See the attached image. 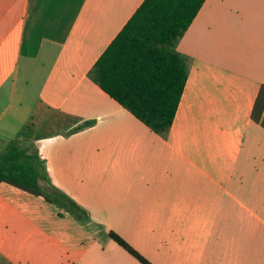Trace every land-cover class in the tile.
Instances as JSON below:
<instances>
[{"label": "crops", "instance_id": "crops-1", "mask_svg": "<svg viewBox=\"0 0 264 264\" xmlns=\"http://www.w3.org/2000/svg\"><path fill=\"white\" fill-rule=\"evenodd\" d=\"M144 0H0V149L31 141L89 216L0 184V264H264V0H206L166 136L88 73ZM45 192L49 191L41 183Z\"/></svg>", "mask_w": 264, "mask_h": 264}, {"label": "trees", "instance_id": "trees-1", "mask_svg": "<svg viewBox=\"0 0 264 264\" xmlns=\"http://www.w3.org/2000/svg\"><path fill=\"white\" fill-rule=\"evenodd\" d=\"M206 0H144L88 73L103 92L158 135L166 136L188 76L187 59L176 50ZM264 110V85L251 119ZM45 183L49 191L42 189ZM42 197L88 224V214L50 182L35 144L12 140L0 149V184ZM108 237L141 264H152L113 231Z\"/></svg>", "mask_w": 264, "mask_h": 264}]
</instances>
